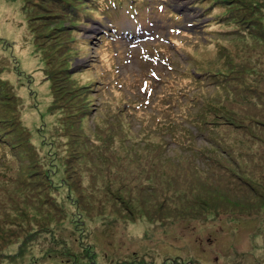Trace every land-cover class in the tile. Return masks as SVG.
<instances>
[{"label": "rangeland", "instance_id": "374dc122", "mask_svg": "<svg viewBox=\"0 0 264 264\" xmlns=\"http://www.w3.org/2000/svg\"><path fill=\"white\" fill-rule=\"evenodd\" d=\"M194 1L205 9L215 2L210 16L202 18ZM80 2L0 0V126L17 156L0 159V168L10 177L19 165L27 184L0 190V264H264V0H168L179 23L156 14L135 25L123 12L113 37L91 23L77 29L76 42L75 13L58 9L49 18L48 10L86 8ZM214 15L227 25L184 26L216 23ZM103 35L109 41L99 45ZM228 55L232 70L223 73ZM157 61L190 80L189 103L206 124L218 112L229 156L185 138L171 141L168 157L132 151L143 145L141 120H128L146 98L143 88L153 79L172 83L164 67L152 66ZM198 75L208 77L200 94L192 88ZM160 95L151 93L143 113L152 129ZM168 127H186L188 139L196 129L189 118Z\"/></svg>", "mask_w": 264, "mask_h": 264}, {"label": "trees", "instance_id": "16d2710c", "mask_svg": "<svg viewBox=\"0 0 264 264\" xmlns=\"http://www.w3.org/2000/svg\"><path fill=\"white\" fill-rule=\"evenodd\" d=\"M70 1H73V0H70ZM165 1H163V3H164ZM195 3V6L194 7H196V8H198V9H200V10H202V14H203V16H210V12H211V10L213 9V5L215 4V2H209V4H210V6L208 7V8H203L204 6L202 5V4H200V2L199 1H195L194 2ZM60 4V7H58L59 5H57V3H54L53 4V6H51L50 8H49V10H48V12H53V15H51V16H49V18H55V16H56V13L55 12H57V11H59L58 9H61V11H71V12H73V13H75V11H76V9H73V6L72 5H65V4H62V3H59ZM80 4H86V8H83V9H87V10H89V12L90 13H96V12H103L104 13V15H108V11H107V8H112V9H117V8H123V6H121V4H119V0H81V2H80ZM142 4H145V2H142ZM197 5H199L200 7H197ZM24 9V8H23ZM107 11V12H106ZM170 14H173V16L174 17H176L177 15L176 14H174L173 12H171ZM24 15V14H23ZM25 16V18H26V21H28L30 18H31V16H29L28 14H25L24 15ZM86 17H92V16H86ZM210 18H216V19H225L222 23H224V26L225 25H227V22L229 21L228 19H226V17H223V16H221V15H218V16H213V17H210ZM93 19H97L98 20V18L97 17H93ZM217 20V21H218ZM221 23V24H222ZM217 24V23H216ZM218 25V24H217ZM209 26H212V25H209ZM224 68H223V73H225L226 71H225V69L227 70V69H229V70H232V67H231V60H230V56L228 55V58L225 60V64H224V66H223ZM222 73V74H223ZM229 82H232V83H234V84H236V85H239V86H242L240 83H241V78H239V77H229ZM252 93V92H251ZM253 95V94H252ZM240 97H238L237 99H239ZM230 102H232L233 104L235 103V101H233V100H231ZM212 113H214V114H218V112H216V111H211ZM230 112H228V114H229ZM228 115H226V117H227ZM214 123H215V126L216 127H218L219 126V123H220V121L218 120V119H215L214 121H213ZM15 123H17V121H15ZM7 134L8 135H5V134H3V132L1 131V126H0V140L2 141V140H5V142L6 141H8V142H10L9 141V133L7 132ZM7 136H8V138H7ZM107 141H110L111 139H106ZM1 141H0V143H1ZM11 143V142H10ZM110 143H112L113 144V141L111 140L110 141ZM116 144V143H115ZM4 145H7L6 143L4 144ZM102 147V146H101ZM100 147V148H101ZM225 147H226V149L227 150H230V148H229V145H225ZM94 148H95V155L96 156H98V151H97V148L94 146ZM135 153H141V150L140 149H135V150H133ZM214 151V150H213ZM13 153H14V155L16 156V154H15V150H14V148H13ZM220 154H223V156H224V158H225V156H229L230 154H231V152H229V154H228V152H226L225 150H222V151H220ZM162 155H164V153L162 154ZM17 157V156H16ZM235 158V157H234ZM217 166H219V167H221L220 166V162L218 163V165ZM216 166V167H217ZM219 167H217V168H219ZM97 171L100 173L102 170L101 169H97ZM7 173V172H6ZM103 174L104 175H106V177L107 178H113L112 176H114V177H116V175H113V174H110V173H108V171H106L105 172V170L103 171ZM14 175H15V172L13 173V176H10V177H6V175L4 174V173H1L0 174V190L3 188V187H8L7 185L8 184H11L13 187H19L20 185H26L27 186V184L25 183V182H23V181H21L19 178L17 179V178H15L14 177ZM112 175V176H111ZM26 186H24V187H26ZM24 187H20L19 189H23ZM109 196H112V195H109ZM1 248V247H0Z\"/></svg>", "mask_w": 264, "mask_h": 264}, {"label": "bare ground", "instance_id": "6f19581e", "mask_svg": "<svg viewBox=\"0 0 264 264\" xmlns=\"http://www.w3.org/2000/svg\"><path fill=\"white\" fill-rule=\"evenodd\" d=\"M13 33H14V32H13ZM13 33H12V34H13ZM8 34H9V33H8ZM22 56H23V55H22ZM21 58H22V57H21ZM21 58H20V59H21ZM23 59H25V60H23V61H26V60H27L26 56L23 57ZM26 62H27V61H26ZM22 64L25 65V63H23V62H22ZM27 65H28V63H27L25 66H27ZM139 223H141V222H139ZM139 223H138V224H139ZM142 224H143V223H142ZM131 225L134 226V225H136V224H131ZM131 225H130V228L132 227ZM135 227H136V228H133V229L131 228L132 230H131L130 228H129V229H130L132 232H133V230L138 229V233H139V232L141 231L142 226L140 225V226H139L140 228L137 227V226H135ZM139 229H140V230H139ZM142 230H143V229H142ZM134 232H135V231H134ZM141 232H142V231H141ZM135 233H137V232H135ZM135 233H134V234H135ZM138 233H137V234H138ZM139 234H140V233H139Z\"/></svg>", "mask_w": 264, "mask_h": 264}]
</instances>
